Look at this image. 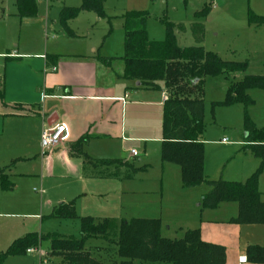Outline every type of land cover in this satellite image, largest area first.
Listing matches in <instances>:
<instances>
[{"label":"rangeland","instance_id":"374dc122","mask_svg":"<svg viewBox=\"0 0 264 264\" xmlns=\"http://www.w3.org/2000/svg\"><path fill=\"white\" fill-rule=\"evenodd\" d=\"M80 3L81 0H36V14L23 18L17 15L16 0H0V53H3L0 64L4 62L0 66L2 86L5 70L14 82L20 78V70L34 65V58L19 61L18 58H10L12 50L26 53L28 57L53 51H84L90 54L92 49L94 54L101 56H122V15L128 10H145L148 13L146 30L149 39L163 40L169 25L180 47L197 45L216 52L223 59L247 62L244 71L203 79L200 94L203 100V131L200 140L203 144V175L207 179L243 181L256 170L260 160L252 153L245 152L241 144L247 132L245 114L254 130L261 132L264 141V90L251 88L247 91L253 103L246 111L239 103L221 105L217 102L224 99L231 81L240 80L244 74L264 75V24L253 26L247 19L249 12L264 15V0H105V17H97L91 11H80L69 18L66 26L73 33L69 35L60 23L59 10L62 6L77 7ZM206 5L210 7L207 15L195 16L194 13ZM196 22L203 24L200 42L195 41L191 32V25ZM5 64H8L7 68ZM164 90L169 95L166 87ZM198 94L196 91L191 97ZM1 99L0 113L6 103L5 90ZM222 137H226L228 142H221ZM18 147L16 138L9 140L8 148L15 150ZM133 150L136 156L129 155V150L126 159L135 166L146 165V171L137 170L133 179L121 181L85 178V182L79 184L72 179L45 173L38 160L16 161L11 169L12 174L8 176L11 189L0 186V253L14 240L30 232L42 235L38 247H33L44 253L40 257L37 251L19 252L4 257L0 264H58L59 259L48 254V235L77 239L80 237V224L78 218L52 216V208L59 202L71 200L78 217L111 219L114 223L109 234L111 240L117 237L119 223L123 219L161 218L162 235L179 238L183 234L179 227L183 230L193 228L202 219L211 217L218 220L230 246L225 245L226 264H238V257L246 256L250 244L264 246V224H234L227 221L234 214L235 203L221 202L212 209L201 206V197L209 190L208 185L203 182L194 187H184L180 167L161 159V142L134 143ZM114 170L109 168V171ZM124 170L132 172L128 167ZM128 186L130 188L127 189ZM122 187H125L124 193L121 192ZM258 189L264 201V165L258 177ZM85 246L93 257L105 264L119 263L115 246L109 240L88 238ZM239 247L244 253L238 254ZM234 254L236 257H233Z\"/></svg>","mask_w":264,"mask_h":264},{"label":"trees","instance_id":"16d2710c","mask_svg":"<svg viewBox=\"0 0 264 264\" xmlns=\"http://www.w3.org/2000/svg\"><path fill=\"white\" fill-rule=\"evenodd\" d=\"M105 0H81L77 7H62L59 12L60 23L65 31L72 35L66 21L80 11H91L97 17H105ZM17 15L34 16L37 12L36 0H16ZM210 7L204 6L194 14L206 16ZM124 20V53L121 57L96 58L105 66H112L116 61L121 64L115 74L124 79L136 80L143 85L159 89L156 84L163 82L169 95L162 108L161 159L180 167L181 182L184 187H194L206 183L209 190L201 197L203 208H215L221 202H235L238 211L230 219L235 224H264V201L258 189V177L264 165V141L261 132L254 130L245 114L246 137L242 149L252 153L260 160L256 170L243 181H223L207 179L203 175V144L200 135L203 131V100L200 97L201 84L205 77L222 73L244 71L246 61L222 59L216 52L205 50L201 46L180 47L176 43L171 26H167L164 39L151 40L146 30L148 13L145 10H128L122 15ZM248 23L253 26L264 24V15L248 13ZM182 28V25H179ZM191 32L196 42L203 35V24L193 23ZM0 83V98L3 96ZM251 88L264 90V75L244 74L238 81H231L225 97L217 102L221 105L242 104L246 111L253 101L247 91ZM197 91L198 96L191 97ZM88 162L92 159L86 157ZM5 167L0 168V186L11 189L12 184L5 176ZM52 216L59 218H78L80 237H50L48 254L59 259L58 264H105L93 257L85 246L88 238L109 240L119 257L118 264H144L162 262L170 264H225V247L205 241L200 230L187 229L179 238H167L161 234L160 218L133 217L121 220L118 235L109 239L114 223L109 218L102 220L91 216L78 217L74 212L73 201L61 202L52 209ZM42 235L30 232L14 240L0 253V261L8 256L38 246ZM248 261L264 263V247L248 245ZM139 262V263H138Z\"/></svg>","mask_w":264,"mask_h":264},{"label":"crops","instance_id":"0c3cea01","mask_svg":"<svg viewBox=\"0 0 264 264\" xmlns=\"http://www.w3.org/2000/svg\"><path fill=\"white\" fill-rule=\"evenodd\" d=\"M94 53V49L90 54L84 51H53L50 54L28 57L26 53L11 51L12 56L9 57L18 58V61L34 58V67L28 65L20 70L19 75L22 77L14 82L5 70L2 89L3 95L5 90L6 103L0 113V168L5 167L7 180L9 174H12V166L19 160H38L45 173L72 179L79 184L85 182V178L131 180L137 170L146 171V165L135 166L126 156L133 149L134 143L162 141V108L167 98L163 82L156 83L159 86L157 89L136 80L120 78L115 74L121 67L119 61L112 66H105L97 60ZM1 63L0 66L4 62ZM5 65L7 68L8 64ZM56 122L66 125L68 139L47 154L41 155V131L45 125ZM246 135L245 133L242 147ZM12 138H16L17 145L20 146L15 150L8 148ZM129 155L136 156L131 152ZM86 157L92 159L91 162ZM110 167L115 170L109 171ZM126 167L131 168L132 172H126ZM124 189L122 187L121 192L124 193ZM119 190L120 188L118 192ZM260 193L262 200V192ZM233 210L234 214L228 222L236 216L237 204ZM162 224L161 219V229ZM220 226L218 220L210 217L202 219L193 228L183 230L179 227V230L183 233L187 229L198 228L203 240L223 245L227 257L226 246H230L226 243ZM239 248L238 254L244 253L242 246L240 250Z\"/></svg>","mask_w":264,"mask_h":264},{"label":"built area","instance_id":"2783aa9c","mask_svg":"<svg viewBox=\"0 0 264 264\" xmlns=\"http://www.w3.org/2000/svg\"><path fill=\"white\" fill-rule=\"evenodd\" d=\"M68 139V130L64 123L56 122L52 125H45L40 134V154L45 155L51 151L55 146L60 143H64ZM222 142H226V138L221 139ZM132 155H136L135 150L130 151ZM37 251L38 255L41 257L43 252L39 248L29 247L26 249V253H32ZM42 264V262H40ZM238 264H264V263H254L248 261L245 255H240L238 257Z\"/></svg>","mask_w":264,"mask_h":264}]
</instances>
